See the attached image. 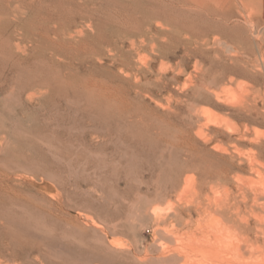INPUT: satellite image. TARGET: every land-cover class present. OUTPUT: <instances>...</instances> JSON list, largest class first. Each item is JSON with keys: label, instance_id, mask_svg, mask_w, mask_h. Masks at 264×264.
I'll return each instance as SVG.
<instances>
[{"label": "rangeland", "instance_id": "rangeland-1", "mask_svg": "<svg viewBox=\"0 0 264 264\" xmlns=\"http://www.w3.org/2000/svg\"><path fill=\"white\" fill-rule=\"evenodd\" d=\"M127 3L0 0V168L35 180L8 192L0 178V242L14 250L27 244L29 225L62 264H162L157 257L175 247L192 250L218 201L250 208L264 187V65L256 47L235 62L227 46L190 57L189 19L160 20L168 30L154 35L168 53L155 57L149 46L135 55L139 66L155 58L156 75L137 77L111 56L133 36L121 18L135 27L144 20ZM22 19H30L24 30L35 20L59 41L85 35L84 51L52 58L46 40L24 41L30 57L11 56Z\"/></svg>", "mask_w": 264, "mask_h": 264}, {"label": "bare ground", "instance_id": "bare-ground-1", "mask_svg": "<svg viewBox=\"0 0 264 264\" xmlns=\"http://www.w3.org/2000/svg\"><path fill=\"white\" fill-rule=\"evenodd\" d=\"M22 1L28 2V0H22ZM31 1H35V0H31ZM127 1H128L127 6H129L130 9H132L134 12L138 14L139 13L143 14L144 23L141 22L140 27H135L130 23H128V20L125 21V19L121 18L120 23L123 26H126L125 27L127 28L126 30L129 29V31L133 34V36L129 37L128 39H123L121 42L122 44L120 46L115 47L118 52L116 54L113 55L110 54V55L112 56L113 64L115 66H121V67L132 66L133 69L137 71L136 73L137 77L142 75L146 79H148L149 77L156 75L152 70V67L155 64V58L152 59V61H150V63H148L146 66H139L137 61L134 60V56L139 55L143 49L150 46L154 52L155 57H164L165 54L168 53V50H166L167 47L164 45L165 43L164 41L162 43L158 42L160 40V36L154 35V32L156 31H158V33L161 32L162 35V32H165L168 29H166L164 25L165 22L163 23L160 20H165L166 22L167 21L174 22L173 20L177 19L175 18L176 16L177 17L180 16L186 20L189 19V21L191 20L192 25L194 24L196 25V23L201 22V24H203L204 26V31H199L200 29H198L197 31L192 28L193 26L190 25V22L188 20L187 23L185 21L184 25L188 30V32L191 34L190 37L185 38L186 40L184 42L186 47L185 53L187 54V56L195 57V58L201 57L203 59L207 55L208 51H214L215 53H218L217 46L218 47L227 46L228 51L233 52L232 55L230 56L227 55L228 60L235 62L242 60L245 56L244 54L246 53L250 54L251 51L248 50H251L253 48L255 49L256 47V50L259 52L261 61L263 62L264 65V0H127ZM59 20L60 19H58L57 21ZM28 21H30V19L27 21L25 19L16 21L20 24V26L18 25L16 26V28L14 27L16 30H14L13 32V35L15 37L13 40H19V42L17 44H11L7 48L10 50V53L12 54V55L10 54L11 56L17 57L18 55H20L21 57H25V60L30 57V53H29L30 49L27 47V45L24 46L22 45L23 44L22 42L24 41H27L28 43H32V45H35L36 42L44 43V40H46L47 43H49L48 45L51 46L50 49L54 52L52 53V58H54L57 55H60V52L65 53L66 56L67 55L69 56V54H71L70 51L76 50L77 54H80L81 52L84 51L85 42L83 39H85L86 37L85 35L79 33L80 34L79 36H77L76 34H75L76 36H74L73 34L70 35L69 38L66 37L65 39L61 38L63 39V41H59L58 39L55 38L56 36L53 37L50 32L45 33L47 31L44 29V25L43 26L40 24L36 25L35 20L29 22L30 27L24 30L25 28L24 25L26 24V26H28L27 24ZM201 24L198 23V25ZM195 25L194 28H196ZM143 27L145 29H141ZM19 28L24 30L25 32H21L22 34L20 33L17 34L16 32H18ZM19 36L22 37L20 38ZM90 36L91 35H89V38ZM87 39L85 40L87 41ZM148 39L151 41L149 42ZM242 50H244V52H242ZM104 53L99 52L98 56L103 57ZM222 57L224 58L225 61V57L224 56ZM226 71H229L231 74L233 70H226ZM118 76L119 75H117V77ZM126 76L128 78L131 77L130 74ZM123 77L120 76V78ZM137 80L138 82H140L139 78ZM93 81L95 83V80ZM85 87L86 86H84V88ZM89 87L90 88L88 89V91L90 90L92 91L93 90L92 86L89 85ZM91 91L90 94H92L93 91H97V90H93L92 92ZM93 94L96 95V93ZM104 94L106 95V93ZM100 95H103L102 92L98 95V97ZM105 98H107V95ZM115 100L117 101V99ZM0 175H1L0 177L1 180L6 184L8 192L9 189L14 190L16 187L22 186L23 183L27 181L35 182L34 179H31V177L26 175L25 173L20 174V173H16L15 171L2 170L1 168H0ZM253 202L254 204L250 208H247V207H241L239 203H237L236 199L226 198L218 201L216 207H214L216 208L215 214H217V217H215L212 214V219L210 220V222L207 225H204L203 228L204 233L202 238H198L196 236L192 237L195 239L193 241V244L191 243L193 246L191 251L184 249L185 247L184 248L175 247V249L172 250L168 255L161 254L159 257H157V260L159 262H162V264L163 263L173 264V263H177L178 261L181 262L182 260H184V264H264V187L261 189L258 188L255 189ZM194 208L198 212L200 211L202 212L205 209L202 203H196ZM157 211L158 210L156 209V212ZM206 211L209 212V209H206ZM156 212L154 214H156ZM178 215L180 216V214ZM24 226L27 233V236L25 237L27 240V244L25 246H20L19 249L16 248L17 250H14V248L10 246L9 241L7 244L0 242V264H24L25 262L39 263V264H62V261L59 260V258L54 259L51 256L50 252H48L47 249H44V244L42 243L43 241L39 240V239H43L44 236L35 238L32 234L30 226L29 225H24ZM12 238L15 240L16 235L13 234ZM167 252L169 251L167 250Z\"/></svg>", "mask_w": 264, "mask_h": 264}]
</instances>
